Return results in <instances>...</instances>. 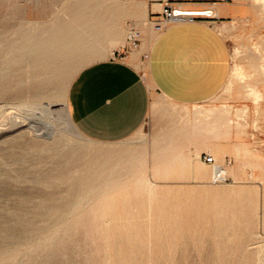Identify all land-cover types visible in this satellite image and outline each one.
Masks as SVG:
<instances>
[{"label":"rangeland","instance_id":"rangeland-1","mask_svg":"<svg viewBox=\"0 0 264 264\" xmlns=\"http://www.w3.org/2000/svg\"><path fill=\"white\" fill-rule=\"evenodd\" d=\"M76 1L77 0H67V1L66 0H0V36L22 34L26 30L25 28L28 25L29 20H41L44 24L49 23L52 19L62 16L64 12L71 9L73 7L72 3H75ZM250 1L254 2L258 9L257 14H255V16L252 17V19L242 18L234 22L226 23L221 28L223 34L228 40L231 54H232V68H231L230 76H229L227 83L222 88V90H220V92L215 97L208 100L207 102H204L202 104L190 105V106L179 105L171 100H168L167 98L163 97L162 95H160L154 90L151 111H150V114L146 122L135 134H133L132 136H130L129 138L125 140L114 142V143L100 142V141H97V140H94V139H91L85 136L76 127V130L78 131L77 133L78 135H80V136H77V133L75 131H73L72 129H70L64 124L63 114L61 112V107H62L61 103L64 100L68 101V93H69L70 85L74 77L76 76V74L84 66L88 65L91 62L113 57L115 55H119V54L124 55L128 51L127 47L121 48V46H119V47L111 48L110 50H108L105 57H101L103 52L94 54L93 56L91 54H87L85 57L84 65L82 66L71 67L72 66L71 64L63 63V67L60 70L52 73V76L46 79L31 76L33 72H31L30 74L22 73L21 74L22 79L20 80L21 85L19 84L18 87L15 85L16 83H19V81L17 80H12L10 83L6 84V86H11V87H9L7 92L4 90L0 91V104L4 103V105L7 106L8 104L10 106L7 108L5 106L4 108V105H0V107L3 106V108L6 109L5 112L7 111V113L10 116L12 117L14 116L15 118H18V119L24 118V120L27 119L28 121H26L27 126H25L24 130L21 129L20 131H17L18 133L12 132V131H5L3 135L0 136V140H1L0 141L1 142L0 143V148H1L0 149V174H1L0 175V264H105V263L108 264L109 261L106 260L107 259L106 255L108 256V258L110 257L109 259H111L112 257L111 255L114 253H115V256L113 255V258L115 257L114 259H116L117 263L122 261L120 262V264H128V261L125 260L127 259L126 253L128 252H129L128 253L129 264H134L133 261L135 258L138 259L137 260L138 262L134 261L135 264H139L141 262L140 254L142 253L143 250L144 251L142 254L144 256L142 255V261H143L141 262L142 264H146L148 261H149L148 264H152V263L159 264L160 262L159 260H162L160 264H170L171 263L169 262L170 258L172 259V260L170 259V261H172V264H176L175 262H177V264H259V263L261 264V262H264V257H263L264 255H262L264 254V244H263L264 243V218H263L264 199L262 197L264 196V183L262 182L260 184V183L252 182L251 178L249 179L248 175L245 176V178H239V176H237L235 173H233L230 170L231 167H234L237 164V159H236L234 152H226V155L217 159V162L223 164L225 168L227 169L228 179L226 181H215L212 177L213 171H212V175L210 179L208 180L197 178L195 175L190 173L189 171L190 167L186 168L187 171L184 174L176 172L167 177L156 174V170L158 168L163 167V164L166 162V157L163 156V154L165 153V150L159 149V144L163 142L164 135L167 132L173 133L174 135L176 130L178 131V128L176 126H178L180 123L184 122L185 120L189 121V119H185L184 116H187L188 118L192 115L199 117L201 115H206L209 111L215 108L226 109V111H229L230 114L238 113V111L243 110L245 107L249 105H253L255 101V94L253 93L254 88L264 89V75H263L264 74L263 73L264 72L263 70L264 69V58H263L264 57V51H263L264 50V9L263 7H261L262 3H264V0L263 1L262 0H250ZM260 1H262V3H260ZM35 2L39 3V6H38L39 12L37 13L30 11L31 6H33ZM100 3H103V2H99L98 4H96L97 9L98 8L103 9V7L99 5ZM121 4L123 3L120 2L117 4H111L108 8L120 11L119 12L120 13L119 22L127 30L126 37L129 38L131 32L133 30H137L139 31V44L142 39L145 41L147 40L148 49L144 52L145 57L143 59L145 60V58H147L148 56L149 45L153 41L154 37L160 32L156 28V24H155L156 17L151 18L150 20H147L146 28L139 29L135 26H130L128 28V22H127V19L125 18L126 8L121 6ZM153 15L157 16L156 14H153ZM127 43L129 44V41ZM90 55L91 57L89 58ZM234 63L236 64V66ZM142 64H143L142 67L146 68L147 63L142 62ZM254 64L256 66H254ZM49 66L52 67L53 65L49 64ZM236 67L238 70H236ZM233 70H234V73L236 74L233 73ZM66 82L68 84H66ZM45 84H48V86L46 87L49 88L52 94L54 93L53 97H51L50 99L44 100L45 104L47 101L56 100V102L58 103L57 109L59 108L58 110H56L57 112L56 111L51 112L52 115L50 113L51 118L47 117L49 113H47L46 111H42L41 108L36 107V110H35L36 113H33L35 112L34 111L35 108L26 107V108L21 109L22 111L24 110L22 112L20 111V108L18 110L15 107L14 103L17 102L18 99L22 98L20 94H23L26 89L31 88L32 92H35L39 90L40 88L45 87ZM4 87H5V84H0V90L3 89ZM12 104L14 107L11 106ZM16 111H18L17 113H19L18 114L19 116L17 115ZM26 112L29 113V117L27 116L28 118L25 117V115H28V113ZM42 112H45V114L47 113L45 117V120H47V123L46 121L45 122L42 121L44 120V116H45V114L43 116H40V114L41 115L43 114ZM30 113L34 114V116L36 115V117H34L33 115L31 116ZM1 117L2 115L0 116V118ZM40 117L42 118V120ZM4 119L5 118L3 117L0 119V123H1L0 125H4L5 121L4 123L2 122V120ZM196 119L197 118H193L192 121H196ZM20 120H23V119H20ZM48 120L51 123L55 121L54 125H52ZM57 120L59 122L62 120L63 124H62V121L60 122L61 123L60 124L59 122H57ZM197 120L200 121V118H198ZM30 123L32 126H34L33 128L30 125ZM51 125L53 127H55V125H58V126L63 125L62 127L65 126V131L67 129L66 134L68 138H66V140L59 139V138L53 140L52 138H48L47 136H48V132H50V129L52 127ZM47 126H50V127L46 128ZM47 129L49 130L47 131ZM68 130H72V131H68ZM254 132H255V135L246 136L247 137L246 139L252 140L250 142H247V144L250 146L251 149L252 148L254 149L253 142L255 138H257V140L264 141V127L261 128L259 127V125H255L252 128V133ZM15 133L17 135L18 134L20 135H18L17 137L15 136L16 135ZM5 138H8V139H5ZM69 138H71V140ZM47 140H49L48 144L47 142H45ZM72 145L73 147H71ZM171 145H175V144L172 143ZM177 145L179 146V144ZM184 146L185 145L183 144V146H181L179 150H175V149L171 150V153L172 154H176L179 152L185 153L184 150L182 149V147ZM7 148L9 150V153H8ZM257 151L258 149L251 150L248 156V159L258 156L259 155L258 153L260 151L258 153ZM26 152H28L29 154H27ZM206 153H210L213 155L212 151H208ZM201 156L202 155L200 154L199 160L203 162L205 165H207L209 169H211L212 165L206 163L202 159ZM194 157H196V155H194ZM88 161L89 163H87ZM143 177L150 179L151 183L157 186V189H156L157 191L155 190V192L152 195H150L148 191L137 190V186L139 185L138 180ZM39 183H42L41 185L43 186H41ZM224 184L227 185L226 188ZM257 187L259 188L258 190H257ZM230 188L235 191L232 192ZM261 188L262 190H260ZM238 189H239V192H238ZM251 189L253 190L251 191ZM240 191L241 192L243 191V194H241L243 197H240V200H242L244 197L246 200V202L245 200L242 201V203L243 202L245 203V207L244 209H242V211H238V209L239 208L241 209V206H244V204L242 205V203L239 200V197L236 196L237 194H239L240 196ZM256 191H259L258 192L259 195H257ZM234 192L235 193L238 192V193L235 195ZM250 192L254 193L255 196L251 195ZM213 193L215 195V198H214ZM156 194L158 197L157 199H156ZM216 194L218 196L217 198H216ZM225 194L226 195L228 194L227 196L230 195L231 198L229 197V199H231V201L234 200L232 202L229 201L231 206H229L230 205L229 202L228 201L226 202L225 198H223L225 197ZM183 195L184 196L186 195V197H184ZM245 195L247 196V198ZM152 196L153 198H155L153 203H152V200H153ZM257 196L258 197L260 196V198H258ZM180 197H183V198L181 199ZM248 197H250V199H248ZM149 198H151V200H149ZM236 198H238L241 206L237 204L239 202H237ZM252 198H253V202L252 201L251 203L249 202V207H248V204L246 203H248V200H252ZM158 199H159V202H158ZM209 199L211 202H209ZM258 199H261V200L258 201ZM222 200H224L225 202H222ZM74 201L77 203H75ZM207 201L210 204V205L207 204L208 208H207V205H205ZM255 201L257 202L256 204L257 206L259 203L258 207L260 208H256L258 209V211L257 210L254 211ZM165 202L167 204H165ZM233 202H236V203L234 204ZM260 202L261 203L263 202V203L261 204ZM156 203H157V206H156ZM158 203H160V205ZM219 203L222 204L221 206L225 205L224 203H227V204L224 206L225 207L224 208V207H221ZM171 204L172 206L174 204V206L172 207ZM250 204L253 207L250 206ZM85 205L86 206L88 205V206L86 207ZM199 205L201 208L198 207ZM211 205L212 207L215 206V209H213L214 211H212ZM132 206H133V209H132ZM175 206L177 207V209H174L176 208ZM188 206L190 208V212H192L191 215L189 214V211H186V210H189ZM202 206L205 208V210L203 209ZM226 206H228L227 208L229 209V210H226L228 213L226 211H223L226 209ZM234 206H237L238 208L237 207L235 208ZM247 207L249 208V211ZM159 208H162L163 210ZM206 208L207 210H209L210 213L206 210ZM234 208L236 210L233 212V214L236 216L237 221L235 220V216H233V214L231 213L232 210H234ZM149 209H152L151 213H150L151 210ZM200 209L201 211L203 209L204 213L206 211L205 213L206 215L202 212L206 217L202 216L201 215L202 213H199ZM245 209L247 210V213L246 211L243 213ZM130 210L132 211L130 212ZM219 210H220V213L218 212ZM182 211H185V212H182ZM237 211H238V218L240 219H241L240 213L242 212V219H241L242 221L237 218V215L235 214ZM187 212L189 215L187 214ZM207 212L209 214L208 216H207ZM256 212L260 215V217H258L259 215ZM164 213H166V215L168 216H164L165 215ZM252 213L253 214L255 213L258 218L255 217V214L252 215ZM182 214H183V218H181ZM184 214L185 216L186 215L187 216L185 217ZM197 214L202 217L200 218L199 216H197ZM216 214L218 216H216ZM221 214L223 218L226 217L225 220L221 217ZM227 214L230 215V218L233 216L234 219L232 218L231 219H232V223H235L234 225L230 223L229 221L230 219H228L229 215ZM247 214L248 216H251L252 218L254 217L253 218L254 220L250 219L251 217L247 218L248 217L246 216ZM151 215H153L154 217ZM106 216H108V218ZM169 216L171 218H167ZM172 216H178L179 221L177 220V217H176V222L174 221L175 217H173V220H172ZM189 216H193L194 220L195 219L197 220V218H200V219H198L197 221L196 220L193 221V218L191 220ZM150 217H153V218L151 219ZM209 217L211 218V220L205 219ZM213 217H216L217 219H222V220L220 222L219 220L217 221L216 218H213ZM218 217H221V218H218ZM184 218L186 219V222L183 220ZM202 218L204 219L202 220ZM255 218L257 222L255 221ZM88 219H89V222H87ZM116 219L117 221H115ZM165 219H168V220L171 219V221L173 222L169 220L166 224L165 222L167 220L165 221ZM189 219L190 221L188 222ZM204 220L206 221L207 224L209 223L208 226L204 223H203L204 225L202 224V222H205ZM213 220H215L216 222ZM246 220L248 223L251 222L249 220H252V222L254 221L253 223H251L252 225L250 224V226L252 227H249V224H247ZM114 221L115 223L116 222L117 223L115 224ZM155 221H156L155 223L156 225L154 224ZM162 221L163 222L165 221V222L163 223ZM198 221L200 224L198 223ZM224 221L226 224L223 223ZM174 222L176 223L177 226L180 224V226L178 227L179 229L177 228L178 231L176 230V226H174L175 225ZM178 222H182V224ZM192 222L197 225L198 224L201 225L202 228L201 226L198 227L199 225L197 226L195 224L193 226ZM214 222L215 223L220 222L222 226L223 224L226 226H224L223 228L220 225V223L219 224L217 223L219 225L218 226L217 224H214ZM88 223H90V225ZM102 223L103 225L105 223L104 226L106 227H103ZM168 223H170V225ZM183 223H185V226L183 225ZM79 224L81 226H79ZM92 224H93V227H92ZM108 224H111V226ZM117 224L119 225V228L117 227ZM150 225L153 230L150 228ZM214 225H216V228H214V231H212L211 229H213ZM238 225L240 226V228ZM247 225L249 228H251V230L248 227L246 228ZM100 226H102L101 227L102 229L100 228ZM147 226L149 227V229ZM168 226L170 227V229L172 228H175V229H172V230L168 228L167 230L166 228L163 229L164 227H168ZM183 226L185 227V229H181V228H184ZM205 226L208 228V230ZM158 227L159 228L162 227V230H165V231L163 232L161 228L158 230ZM193 227H195L194 231L193 229L191 230V228ZM227 227H229L230 230L229 228L227 229ZM236 227H238L239 229H241L242 227V229L239 230ZM125 228L126 230L128 229L129 232L126 231ZM146 228L148 229L150 233L148 231H145ZM187 228H188V231H186ZM197 228L198 230H195ZM66 229L68 230L66 231ZM180 229L184 230L186 235H188V232H189L188 236H190L191 238L186 236L183 231H180ZM107 230H110V233H109L110 236L112 234V236L110 237V240L108 239L109 236L108 237L106 236L108 234ZM119 230H121V232ZM154 230L156 232H154ZM168 230L170 231L168 234H166ZM174 230L178 232V234L177 232L176 233L174 232V234H176L177 236L173 235L172 231ZM218 230H220V232H218ZM69 231H70V235H69ZM191 231L193 234L195 233L196 235L194 236L191 233ZM208 231H212V232H208ZM247 231H249V233ZM106 232L107 234H105ZM126 232H128V235ZM144 232L145 234H141ZM147 232L148 234L146 236ZM161 232L163 233L162 236H160V234H162ZM198 232L203 234V236L201 235L202 237L201 236L199 237V235L197 234H200V233ZM206 232L209 234H206ZM103 233L105 236L102 237L101 235H103ZM113 233L117 235V240H116V237H114L115 235ZM153 233L155 234L153 235ZM251 233L252 234L254 233V234L252 235ZM150 234L152 238L150 237ZM183 234L184 236H186L185 238ZM205 234L207 236H205ZM243 234L245 235V238ZM97 235L102 240H99V238L96 237ZM123 235L125 238L123 237ZM130 235L133 237V239H131ZM166 235L167 236L171 235V236H168L167 238ZM178 235L180 239H182L183 241L185 240L184 241L185 243L182 240L178 239L179 238ZM192 235H193V238H192ZM249 235H250V238H248ZM127 236L130 237L132 241L134 240L132 242L133 244L134 242H136L134 247H133V244L129 245V243H127L128 241H130L129 238H128L129 240L127 241V238H126ZM144 236L146 238H144ZM159 237H161V239L164 237L161 241L164 242L165 240H167L168 242L167 241L165 242L168 243V246L169 245L170 246L172 245V246L171 247L169 246V248H167L166 247L167 244L164 243L165 244L164 245L163 242L161 244H157L158 240H155V238L160 239ZM174 237H176L180 242L177 241V239ZM194 237H197L199 240ZM112 238L114 239L112 240ZM186 238L187 239L189 238V239L187 240ZM51 239L53 242H55V246H57V247L54 246L53 249L49 245V244H51V246L53 245L52 244L53 242H51ZM106 239H108L110 242H107ZM146 239L147 241H149L148 244H147ZM192 239L196 240V242L198 240L200 244L199 243L196 244V242ZM169 240H172V241L176 240L173 242H175L177 246L175 245V243L169 244V243H173V242H170ZM57 241L59 242V245ZM114 241L115 242L118 241V242L115 243ZM152 241H155L154 244H157V246L159 245L158 247L160 249L157 248L156 245L154 247V245L152 244L153 243ZM181 241L183 242V245L185 244L184 247L187 244L188 247L186 248V250L184 247H182L183 245L182 246L180 245L182 244ZM102 242L103 244L105 243V245H103L105 246L104 247L105 251L103 250L102 253H100L101 251L99 248L100 247L101 249L103 248L101 246ZM141 242L142 244H140ZM118 243L119 245H117ZM121 243L128 247L127 248L128 251L123 249V247L125 248V246H123ZM111 244L116 245V248L118 250L116 248H112L114 245L111 246ZM130 244H131V241H130ZM162 244H163L164 249L161 246ZM203 245L209 246V249L208 247L206 249V247H204ZM225 245H228V247L227 246L222 247ZM46 246L48 247V249ZM119 246H120V250L118 248ZM174 246L175 248L178 247V249H175V251L173 248ZM49 247L53 251V253L48 251L50 250ZM106 247L108 248V252H106L107 250ZM149 247H150V250H149ZM161 247L163 250L161 249ZM197 247H200V248L198 249ZM221 247H222V250H220ZM130 248H131V251L129 250ZM183 248H184V251H183ZM215 248H219V250ZM226 248H229V249H226ZM256 248H258V250ZM113 249H116V250L114 251ZM140 249L141 250L143 249L141 253H139ZM224 249L225 251H223ZM112 250L114 251V253H111L113 252ZM168 250L170 251L168 252ZM202 250L204 251L202 252ZM216 250L220 252L219 255L217 254L218 252ZM156 251H157V254H159L160 252L159 255H163V254L165 255V252H166L167 258H165L166 256H164L165 258L164 259L162 256L163 259L162 258L159 259L160 256L159 255H158L159 257L156 256ZM210 251L212 253V256H211V253H209ZM258 251H259V254H257ZM48 252H49V257H48ZM57 252H59V255L55 257V254ZM146 252H148L147 253L148 256L146 255ZM152 252H154V254ZM116 253L118 254L120 253L119 254L120 256L116 255ZM138 253L140 255L139 258H138L139 256ZM103 254L105 256H103ZM133 254H134V257L135 256L137 257L134 258ZM172 254H175V257L177 258L178 261L175 260L176 258L173 257L174 255L172 256ZM53 255L55 258L52 259ZM117 256H119V258L121 256H124L120 258V259L122 258L124 259L120 260L116 258ZM155 256L157 259L154 258ZM146 257L148 258L151 257V258L147 260ZM212 257L214 259H212ZM225 258L227 260H224ZM103 260L105 263L103 262ZM123 260L125 262H123ZM145 260H147V262ZM216 260H217V263H214L216 262ZM116 261L111 259L109 264L111 263L116 264L114 263Z\"/></svg>","mask_w":264,"mask_h":264},{"label":"bare ground","instance_id":"bare-ground-1","mask_svg":"<svg viewBox=\"0 0 264 264\" xmlns=\"http://www.w3.org/2000/svg\"><path fill=\"white\" fill-rule=\"evenodd\" d=\"M67 1V0H66ZM263 1V0H262ZM262 1H260V3H262ZM99 2H103V3H100L99 5L101 6V7H103V9H100V8H98L97 9V6H96V4H98ZM120 2H123L122 0H77L75 3H72V8L71 9H69L68 11H66V12H64L63 13V15L62 16H60V17H56L55 19H52L49 23H43L41 20H29V22H28V25L26 26V30L22 33V34H14V35H8V36H0V84H5V87L3 88V89H1L0 91H2V90H4V91H6L7 92V90L9 89V87H11V86H6V84H8V83H10L12 80H17V81H19V83H16L15 85L18 87L19 86V84H20V80L22 79V73H27V74H30L31 72H33V74L31 75V76H33V77H39V78H43V79H46V78H48V77H50V76H52V73H54V72H57L58 70H60L62 67H63V63H69V64H71L72 66L71 67H76V66H82V65H84V61H85V57H86V55L87 54H91L92 56L94 55V54H97V53H100V52H103V54L101 55V57H105L106 56V54H107V52H108V50H110L111 48H114V47H119V46H121V45H124L125 44V42H126V40H125V36H126V33H127V30L124 28V26L123 25H121L120 24V22H119V17H120V11H117V10H113V9H109L108 7L111 5V4H117V3H120ZM68 3V2H67ZM66 3V4H67ZM259 3V4H260ZM16 5V4H15ZM261 5V4H260ZM38 6H39V3H37V2H35L34 4H33V6H31V9H30V11H32V12H34V13H37V12H39V9H38ZM14 7H16V6H14ZM158 7H160L159 5H158ZM261 7H263V9H264V3H262V5H261ZM62 9V8H61ZM180 10L181 11H183V13L184 14H187V15H196V14H210V15H215L216 14V12H215V10L214 9H200V8H188V7H182V6H180ZM60 11V10H59ZM61 13V12H60ZM56 15V14H55ZM263 18V17H262ZM130 27V26H129ZM17 29V28H16ZM133 29V28H132ZM132 31V30H131ZM128 42V41H127ZM108 45H109V47H108ZM144 46V45H143ZM254 48V47H253ZM260 48V47H259ZM255 49V48H254ZM257 49H258V47H257ZM264 51V50H263ZM252 52V51H251ZM260 52V51H259ZM246 54V53H245ZM254 54V53H253ZM261 54V53H260ZM91 55L89 56V58L91 57ZM96 56V55H95ZM61 57H63V58H61ZM61 58V59H60ZM264 58V57H263ZM60 59V60H59ZM49 64H52L53 66L52 67H50L49 66ZM81 64V65H80ZM235 64V63H234ZM263 65V64H262ZM235 66H236V64H235ZM254 66H256L255 64H254ZM258 66V65H257ZM261 67V66H260ZM82 68V67H81ZM80 68V69H81ZM240 69H241V67H240ZM261 69H263V68H261ZM64 70V69H63ZM235 70V69H234ZM234 70H233V73H234ZM236 70H238L237 69V67H236ZM264 70V69H263ZM243 71V70H242ZM67 72V71H66ZM232 73V74H233ZM264 73V72H263ZM234 74H236V73H234ZM238 74V73H237ZM242 74V73H241ZM264 75V74H263ZM233 76H235V75H233ZM241 76H243V75H241ZM253 76V75H252ZM246 77V76H245ZM238 78V77H237ZM251 78V77H250ZM239 79H241V78H239ZM66 81V80H65ZM68 82V81H67ZM66 82V84H68ZM241 82H243V81H241ZM231 83V82H230ZM11 85H13V84H11ZM21 85V84H20ZM43 85V84H42ZM44 86V85H43ZM46 86H48V84H45V87H42V88H40L39 90H37V91H35V92H32V90H31V88H28V89H26L25 90V92L23 93V94H20V96L22 97V98H20V99H18L17 100V102H13L14 104H15V107L19 110V108H20V111H22L21 109H23V108H26V107H32V108H35L34 109V111L36 110V107L37 108H41L42 109V111H46L47 113H49V115H47V117H50L51 115H52V113L51 112H54V111H56V110H58L57 109V105H58V103L56 102V100L55 101H47L46 102V104H45V99H50L51 97H53V94L50 92V90H49V88L48 87H46ZM66 87H68V86H66ZM248 88H250V87H248ZM10 92V91H9ZM68 92V91H67ZM252 92V91H251ZM250 92V93H251ZM5 93V92H4ZM253 93L255 94V101H254V103H253V105H249V106H247V107H245L243 110H241V111H238V113H235V114H230V112L229 111H226V109H218V108H215V109H213V110H211V111H209L206 115H203V118L204 119H202V120H200V121H197V122H195V124H194V126L192 127V134L194 135V136H199V137H201L202 139H203V141H205L206 140V138H216V139H218V138H222V137H224V138H231V137H233V136H238L240 139H241V141H240V143L238 144V145H236V147H235V156H236V159H237V164H236V166H234V167H231L230 168V170L233 172V173H235L237 176H239V178H245V176H249V179L251 178V180H252V182H255V183H264V141L263 140H257V138H255L254 139V142H253V144H254V149L252 148H250V146L247 144V142H245V141H243V139H244V137H246V136H250V135H255V132L254 133H252V128H253V123L255 124V125H259V127H261V126H263V115H264V89H259V88H254L253 89ZM249 94V93H248ZM252 95V94H251ZM14 96V95H13ZM55 97V96H54ZM58 98V97H57ZM3 99V98H2ZM58 101V100H57ZM2 103V102H1ZM10 104V103H9ZM62 107H61V112H62V114H63V120H64V124L67 126V127H69L70 129H72L73 131H75L76 133L78 132L77 130H76V125L74 124V122H73V120H72V117H71V115H70V112H69V108H68V101H66V100H64L62 103ZM0 105H4V103L3 104H0ZM5 106L6 105H4V108H5ZM10 105H8L7 104V106H6V108L7 107H9ZM11 106H13V104L11 105ZM60 106V105H59ZM232 106V105H231ZM14 107V106H13ZM13 107H11V108H13ZM3 108V106H1L0 107V116L2 115V117L3 118H5L4 120H2V122L4 123V121H5V123H4V125H0V136H2L3 135V133L5 132V131H12V132H17V131H20L21 129H25V126H27V122L26 121H28L27 119L26 120H24V118H20V119H23V120H20V119H18V118H15L14 116L12 117V116H10L8 113H7V111L5 112V110L6 109H4ZM15 108V109H16ZM9 109V108H8ZM13 110V109H12ZM25 110H27V109H25ZM24 111V110H23ZM22 111V112H23ZM38 111V110H37ZM41 111V110H40ZM18 111H16V113H17ZM57 112V111H56ZM59 112H60V110H59ZM13 113V112H12ZM11 113V114H12ZM21 113V112H20ZM26 113H28V112H26ZM33 113H36V111L35 112H33ZM43 114L41 115L40 113V116H43L44 114H45V112H42ZM46 113V114H47ZM50 113H51V115H50ZM19 113H17V115H18ZM22 114V113H21ZM24 114V113H23ZM46 114H45V116H44V120H42V118H41V120L42 121H46V123H47V120H45V117H46ZM5 115V116H4ZM30 115L32 116H34V114H31L30 113ZM60 115V114H59ZM19 116V115H18ZM22 116V115H21ZM29 117V113H28V115H25V117ZM1 117V118H2ZM24 117V116H23ZM27 117V118H28ZM34 117H36V115L34 116ZM55 117V116H54ZM0 118V119H1ZM51 118V117H50ZM58 118V117H57ZM62 118V117H61ZM30 119V118H29ZM32 119V118H31ZM39 119V118H38ZM47 119V118H46ZM49 119V118H48ZM53 119V118H52ZM59 119V118H58ZM261 119V121H262V123H260L259 124V120ZM30 121V120H29ZM41 121V122H42ZM49 121V120H48ZM52 121V120H51ZM62 121V120H61ZM60 121V122H61ZM43 122V123H44ZM50 122V121H49ZM57 122H59L58 120H57ZM59 122V123H60ZM37 123V122H36ZM45 123V124H46ZM51 123V122H50ZM54 123H55V121L53 122V123H51L52 125H54ZM1 124V123H0ZM44 124V125H45ZM61 124V123H60ZM62 124H63V121H62ZM262 124V125H261ZM30 125H31V123H30ZM47 125V124H46ZM51 125V126H52ZM32 126V125H31ZM63 126V125H62ZM62 126H58V125H55V127H51V129H50V132H48V138H52L53 140L54 139H65L66 140V138H68V136H67V134H66V132H67V129H66V131H65V126L64 127H62ZM34 126H32V128H33ZM48 127H50V126H47L46 128H48ZM262 128V127H261ZM49 129H47V131H48ZM72 130H68V131H72ZM18 133V132H17ZM25 133V132H24ZM47 133V132H46ZM50 133V134H49ZM70 133V132H69ZM73 133V132H72ZM71 133V134H72ZM257 133V132H256ZM16 134V133H15ZM42 134H43V132H42ZM177 134H182V132L181 133H177V132H175L174 133V135H173V133H169V132H167L165 135H164V140H163V142L162 143H160L159 144V149H161V150H165V153L163 154V156H165L166 157V162L163 164V167H161V168H158L157 170H156V174L158 175H161V176H165V177H167V176H170L171 174H173V173H176V172H178V173H181V174H184L186 171H187V169L186 168H188V167H190L189 168V171H190V173H192L193 175H195L197 178H200V179H210V177H211V175H212V171L214 172V168H212L211 167V169H209V167L207 166V165H205L203 162H201L200 160H199V157H200V151H197L196 152V157H194L190 152L188 153V154H185V153H183V152H179V153H176V154H172L171 153V150H173V149H175V150H179L180 149V147L181 146H178L175 142H174V140H176V138L179 136H177ZM14 135V134H13ZM18 135H20V134H18ZM18 135L16 134L15 136H17L18 137ZM47 135V134H46ZM11 136H12V134H11ZM24 136V135H23ZM37 136V135H36ZM77 136H80V135H78V133H77ZM82 136V135H81ZM10 137V136H9ZM44 138V137H43ZM73 138V137H72ZM82 138V137H81ZM5 139H8V138H5ZM47 139V138H46ZM70 140H71V138H69ZM11 140V139H10ZM15 140V139H14ZM16 140H17V138H16ZM20 140V139H19ZM172 140V141H171ZM1 141V140H0ZM24 141V140H23ZM29 141V140H28ZM28 141H26V142H28ZM31 141V140H30ZM38 141V140H37ZM36 141V142H37ZM48 141L49 140H47V141H45V142H47V144H48ZM58 141V140H57ZM6 142V141H5ZM1 143V142H0ZM9 143H11V142H9ZM39 143V142H38ZM61 143V142H60ZM75 143V142H74ZM172 143H174L175 145H171ZM30 144H31V142H30ZM44 144V143H43ZM46 144V145H47ZM57 144V143H56ZM11 145V144H10ZM59 145V144H58ZM43 146V145H42ZM75 146V145H74ZM9 147V146H8ZM40 147H41V145H40ZM49 147V146H48ZM56 147H57V145H56ZM55 147V148H56ZM71 147H73V145L71 146ZM103 147H105V146H103ZM39 148V147H38ZM54 148V147H53ZM1 149V148H0ZM34 149V148H33ZM32 149V150H33ZM40 149V148H39ZM257 150L258 149V151H257V153L259 154L258 156H256V157H252V158H249L248 159V156H249V154H250V152H251V150ZM7 150H8V148H7ZM12 150V149H11ZM23 150V149H22ZM53 150V149H52ZM19 151V150H18ZM36 151V150H35ZM38 151V150H37ZM44 151V150H43ZM226 151L227 150H225L224 148H221V147H215V148H213L212 149V152H213V155H214V157L216 158V159H218V158H220V157H223L224 155H226ZM77 152V151H76ZM8 153H9V150H8ZM27 154H29L28 152H26ZM52 153V152H51ZM62 153V152H61ZM12 154V153H11ZM43 154V153H42ZM26 155V154H25ZM38 155H40V154H38ZM51 155V154H50ZM59 155V154H58ZM56 158V157H55ZM59 158V157H58ZM142 159V158H141ZM89 160V159H88ZM35 161V160H34ZM64 161V160H63ZM224 162V161H223ZM87 163H89V161L87 162ZM40 164H42V163H40ZM87 166H88V164H87ZM151 170V169H150ZM224 170H225V173H227V169L226 168H224ZM86 171V170H85ZM108 171V170H107ZM249 171V172H248ZM67 172V171H66ZM87 173V172H86ZM250 173V174H249ZM83 174H85V173H83ZM112 174V173H111ZM1 175V174H0ZM71 175V174H70ZM233 175V174H232ZM84 176V175H83ZM150 176V175H149ZM110 177H111V175H110ZM213 177V176H212ZM234 177V176H233ZM69 178V177H68ZM67 180V179H66ZM33 181H34V179H33ZM44 181V180H43ZM243 181V180H242ZM246 181V180H245ZM42 182V181H41ZM240 182V181H239ZM248 182V181H247ZM249 182H251V181H249ZM109 183V182H108ZM138 183H139V185L137 186V190H145V191H148L149 193H150V195H152L154 192H155V190L157 189V186H155L154 184H152L151 183V181H150V179H148V178H145V177H143V178H140L139 180H138ZM236 183H237V181H236ZM242 183V182H241ZM40 185L42 184V183H39ZM38 184V185H39ZM79 184V183H78ZM229 184V183H228ZM225 185V188H226V184H224ZM231 185V184H230ZM41 186H43V185H41ZM78 186V185H77ZM103 186V185H102ZM233 186V185H232ZM235 186H236V184H235ZM261 186V185H260ZM48 187V186H47ZM251 187V186H250ZM78 188V187H77ZM76 188V189H77ZM80 188V187H79ZM159 188V187H158ZM218 188H220V187H218ZM262 188H263V186H262ZM262 188L260 189V190H262ZM202 189V188H201ZM215 189V188H214ZM231 189V188H230ZM255 189V188H254ZM259 188L257 187V190H258ZM83 190V189H82ZM212 190V189H211ZM240 190H241V188H240ZM253 189H251V191H252ZM85 191V190H84ZM157 191V190H156ZM159 191V190H158ZM231 191L233 192V191H235V190H233V189H231ZM255 191V190H254ZM171 192H172V190H171ZM185 192V191H184ZM209 192V191H208ZM221 192V191H220ZM238 192H239V189H238ZM237 192V193H238ZM245 192V191H244ZM247 192V191H246ZM259 191H256V193H257V195H259V193H258ZM98 193V192H97ZM137 193V192H136ZM163 193V192H162ZM182 193V192H181ZM224 193H226V192H224ZM235 193V192H234ZM237 193H235V195L237 194ZM261 193V192H260ZM91 194V193H90ZM212 194V193H211ZM231 194V193H230ZM241 194H243V191L241 192L240 191V196H239V194H237L236 196H238L239 197V200H240V197H243ZM250 194L251 195H253V196H255V194L254 193H251L250 192ZM249 194V195H250ZM100 195H101V193H100ZM99 195V196H100ZM163 195V194H162ZM194 195H195V193H194ZM210 195V194H209ZM213 195H214V193H213ZM228 195V194H227ZM226 194H225V197H223V198H225V201L227 202H229V201H231V199H229V197H230V195L229 196H227ZM248 195V196H249ZM261 195V194H260ZM79 196V195H78ZM165 196H167V195H165ZM169 196V195H168ZM182 196V195H181ZM184 196V195H183ZM200 196V195H199ZM208 196V195H207ZM235 196V197H236ZM246 196V195H245ZM252 196V197H253ZM86 197V196H85ZM154 197H155V195H154ZM184 197H186V195L184 196ZM202 197V196H201ZM209 197V196H208ZM218 196H217V194H216V198H217ZM222 197V196H221ZM227 197H228V199H227ZM258 197V196H257ZM263 197V199H264V196H262ZM67 198V197H66ZM139 198V197H138ZM152 198H153V196H152ZM158 197H157V194H156V199H157ZM181 199L183 198V197H180ZM211 198H213V197H211ZM214 198H215V195H214ZM222 198V199H223ZM231 198V197H230ZM246 198H247V196H246ZM254 198H256V197H254ZM258 198H260V196L258 197ZM76 199H77V197H76ZM96 199V198H95ZM154 199L155 198H153V200H152V203L154 202ZM167 199V198H166ZM189 199V198H188ZM192 199V198H191ZM194 199V198H193ZM196 199V198H195ZM234 199V198H233ZM248 199H250V197H248ZM247 199V200H248ZM149 200H151V198H149ZM172 200V199H171ZM177 200V199H176ZM213 200V199H212ZM214 200H216V199H214ZM236 200H237V202H239V200H238V198H236ZM245 200V197L242 199V200H240V202L242 203V201H244ZM261 199H258V201H260ZM157 201V200H156ZM169 201V200H168ZM168 201H166V202H168ZM179 201H180V199H179ZM202 201V200H201ZM201 201H199V202H201ZM204 201V200H203ZM221 201V200H220ZM224 200H222V202H225ZM232 201H234V200H232ZM231 201V202H232ZM251 201L253 202V198H252V200H248V203H246V204H248V207H249V202L251 203ZM65 202V201H64ZM75 202V201H74ZM83 202V201H82ZM107 202H108V200H107ZM158 202H159V199H158ZM165 202V204H167ZM173 202H174V200H173ZM178 202V201H177ZM176 202V203H177ZM209 202H211L210 201V199H209ZM215 202V201H214ZM240 202L239 203H237L239 206H241L240 205ZM245 202H246V200H245ZM45 203V202H44ZM75 203H77V202H75ZM93 203V202H92ZM100 203H101V201H100ZM149 203H150V201H149ZM163 203V202H162ZM172 203V202H171ZM195 203V202H194ZM204 203V202H203ZM216 203H217V201H216ZM215 203V204H216ZM221 203V202H220ZM219 203V204H220ZM234 204L236 203V202H233ZM261 203V202H260ZM263 203V202H262ZM261 203V204H262ZM74 204V203H73ZM89 204V203H88ZM159 205H160V203H158ZM164 204V205H165ZM184 204V203H183ZM192 204V203H191ZM200 204H202V203H200ZM207 204H209L208 203V201H207V203H205V205H207ZM213 204V203H212ZM214 204V205H215ZM225 205L227 204V203H224ZM229 204H230V202H229ZM233 204V205H234ZM244 204V206H241V209L239 208L238 209V211H242V209H244V207H245V203L243 202L242 203V205ZM254 204H255V206H254V211H258V209H256V208H260V207H258L259 206V203H258V206L256 205L257 204V202L255 201L254 202ZM253 204V205H254ZM264 204V203H263ZM56 205V204H55ZM61 205H63V204H61ZM75 205V204H74ZM132 205V204H131ZM152 205V204H151ZM154 205V204H153ZM169 205V204H168ZM179 205V204H178ZM190 205V204H189ZM210 205V204H209ZM222 204H220V206H221ZM225 205H223V206H221V207H224ZM237 205V206H238ZM51 206V205H50ZM73 206V205H72ZM86 206V205H85ZM88 206V205H87ZM86 206V207H87ZM156 206H157V203H156ZM155 206V207H156ZM163 206V205H162ZM171 206H172V204H171ZM173 206H174V204H173ZM172 206V207H173ZM177 206V205H176ZM175 206V207H176ZM182 206V205H181ZM180 206V207H181ZM204 206V205H203ZM202 206V207H203ZM229 206H231V204L229 205ZM237 206H234L235 208L237 207ZM250 206H252L251 204H250ZM257 206V207H256ZM264 206V205H263ZM128 207V206H127ZM151 207V206H150ZM164 207V206H163ZM171 207V208H172ZM194 207H195V205H194ZM199 208H201L200 207V205L198 206ZM205 207V206H204ZM203 207V209L205 210V208ZM228 206H226V209L225 210H223V211H226V210H229L228 208H227ZM233 207V206H232ZM247 207V208H248ZM253 207V206H252ZM251 207V208H252ZM85 208V207H84ZM91 208V207H90ZM138 208V207H137ZM143 208V207H142ZM158 208V207H157ZM188 208H189V206H188ZM207 208H208V205H207ZM207 208H206V210H207ZM210 208V207H209ZM225 208V207H224ZM223 208V209H224ZM234 208V210H232V214H233V212L236 210ZM238 208V207H237ZM250 208V209H251ZM132 209H133V206H132ZM152 209H153V207H152ZM152 209H149V210H151L150 211V213L152 212ZM159 209H162V208H159ZM174 209H177V207L176 208H174ZM185 209H186V207H185ZM184 209V210H185ZM194 209V208H193ZM196 209H197V207H196ZM203 209H202V211H201V209H200V212L199 213H202L203 212ZM211 209H212V211H214L213 209H215V206L214 207H212V205H211ZM221 209V208H220ZM103 210H104V208H103ZM158 210V209H157ZM163 210V209H162ZM165 210V209H164ZM167 210H169V209H167ZM172 210V209H171ZM179 210H180V208H179ZM222 210V209H221ZM78 211V210H77ZM113 211V210H112ZM132 210H130V212H131ZM134 211V210H133ZM144 211V210H143ZM173 211H175V210H173ZM186 211H189V214L191 215V213L192 212H190V208H189V210H186ZM195 211V210H194ZM197 211V210H196ZM208 212H209V210H207ZM217 211V210H216ZM231 211V210H230ZM238 211L235 213L236 215H237V218H238ZM246 211V213H247V210L245 209L244 211H243V213ZM248 211H249V208H248ZM251 211V210H250ZM103 212V211H102ZM129 212V213H130ZM138 212V211H137ZM159 212V211H158ZM157 212V213H158ZM182 212H185V211H182ZM208 212H207V216L209 215L208 214ZM219 213H220V210L218 211ZM217 212V213H218ZM222 212V211H221ZM227 212V211H226ZM133 213V212H132ZM147 213V212H146ZM156 213V212H155ZM162 213V212H161ZM160 213V214H161ZM194 213H196V212H194ZM198 213V212H197ZM198 213V214H199ZM204 213V212H203ZM201 214L202 216H204V217H206L205 215V213H206V211H205V215L204 214ZM210 213V212H209ZM216 213V212H215ZM228 213V212H227ZM230 213V214H231ZM240 213V212H239ZM245 213V214H246ZM249 213H251V212H249ZM248 213V214H249ZM257 213V212H256ZM264 213V212H263ZM84 214V213H83ZM159 214V215H160ZM165 215L164 216H168V215H166V213H164ZM172 214V213H171ZM186 214V213H185ZM185 214H184V216H185ZM187 214H188V212H187ZM188 214V215H189ZM197 214V216H199ZM224 214V213H223ZM244 214V215H245ZM248 214L246 215V216H248ZM255 214V213H254ZM253 213H252V215H254ZM258 214V213H257ZM81 215V214H80ZM156 215V214H155ZM170 215V214H169ZM177 215V214H176ZM193 215V214H192ZM213 215H215V214H213ZM227 215H229V214H227ZM251 215V214H250ZM259 215V214H258ZM75 216V215H74ZM87 216V215H86ZM90 216V215H89ZM130 216H131V214H130ZM147 216V215H146ZM151 216H153V215H151ZM187 216V215H186ZM185 216V217H186ZM202 216H199L200 218L202 217ZM210 216H211V214H210ZM216 216H218L217 214H216ZM233 216H235L234 214H233ZM233 216L231 217L232 219H234L233 218ZM240 216H241V219H242V212L240 213ZM246 216H244V217H246ZM107 218H108V216H106ZM134 217V216H133ZM154 217V216H153ZM153 217H150L151 219L153 218ZM162 217V216H161ZM173 217H175V222H176V217H177V220H178V216H172V220H173ZM221 217H222V214H221ZM221 217H218V218H221ZM243 217V218H244ZM251 216H248L247 218H250ZM255 217H257L256 216V214H255ZM258 217H260V215L258 216ZM257 217V218H258ZM64 218V217H63ZM156 218H157V216H156ZM164 218V217H163ZM166 218V217H165ZM167 218H171L170 216L169 217H167ZM181 218H183V214H182V217ZM188 218V217H187ZM189 218H191V220H192V218H193V216H189ZM200 218H197V220L198 219H200ZM211 218H212V216H211ZM211 218L209 217V218H205L206 220H208V219H210L211 220ZM213 218H216V217H213ZM223 218V217H222ZM230 218V215H229V217H228V219H230L229 221H230V223H232V219ZM254 218V217H253ZM252 217L250 218V219H253ZM263 218H264V215H263ZM66 219V218H65ZM71 219V218H70ZM102 219V218H101ZM105 219V218H104ZM103 219V220H104ZM115 219V218H114ZM146 219V218H145ZM204 218H202V220H203ZM224 220L226 219V217H224L223 218ZM238 219H240V218H238ZM240 219V220H241ZM56 220V219H55ZM54 220V221H55ZM148 220V219H147ZM156 220V219H155ZM161 220V219H160ZM167 220V221H166ZM170 221H171V219H169ZM168 219H165V223L167 224V222L169 221ZM182 220V219H181ZM185 222H186V219L184 218L183 219ZM196 220V219H195ZM194 220V218H193V221H195ZM196 220V221H197ZM216 220L218 221H220L221 222V220L222 219H217L216 218ZM235 220H236V216H235ZM248 220V219H247ZM247 220H246V222H247ZM254 220V219H253ZM257 220H259V219H257ZM78 221V220H77ZM91 221H92V219H91ZM94 221V220H93ZM99 221V220H98ZM115 221H117V219L115 220ZM115 221H114V223H115ZM124 221V220H123ZM179 221V220H178ZM184 221H182V222H184ZM190 221V219L188 220V222ZM205 221V220H204ZM213 221H215V220H213ZM227 221V220H226ZM237 221V220H236ZM242 221V220H241ZM240 221V222H241ZM249 221H251L250 223H248L247 222V224H249V227H252V226H250V224L251 223H253L252 222V220H249ZM255 221H256V218H255ZM81 222V221H80ZM87 222H89V219H88V221ZM97 222V221H96ZM102 222V221H101ZM112 222V221H111ZM151 222H152V220H151ZM150 222V223H151ZM163 222V221H162ZM163 222V223H164ZM171 222H173V221H171ZM174 222V226H176V230L178 231V227L180 226V224L177 226L176 225V223ZM182 222H178V223H181L182 224ZM209 222V221H208ZM216 222V221H215ZM214 222V224H217V223H215ZM219 222V223H220ZM257 222V221H256ZM256 222H255V224H256ZM76 223H78V222H76ZM93 223V222H92ZM117 223V222H116ZM115 223V224H116ZM146 223H148V222H146ZM156 223V221L154 222V224ZM198 223H199V221H198ZM206 224L207 226H208V224L206 223V221L205 222H202V224ZM210 223H212V222H210ZM218 223V224H219ZM224 224H226L225 223V221L223 222ZM222 223V224H223ZM237 223V222H236ZM244 223V222H243ZM89 225H90V223H88ZM114 224V225H115ZM120 224V223H119ZM137 224V223H136ZM145 224V223H144ZM153 224V225H154ZM169 225H170V223H168ZM172 224V223H171ZM190 224V223H189ZM194 224L195 223H193L192 222V225L194 226ZM200 224V223H199ZM198 224V225H199ZM203 224V225H204ZM217 224V225H218ZM223 224V226L221 225V223H220V225L224 228V226H226V225H224ZM235 223H232V225H234ZM238 224V223H237ZM241 224V223H240ZM71 225V224H70ZM88 225V226H89ZM96 225V224H95ZM102 225H103V223H102ZM104 225H105V223H104ZM103 225V227H106V226H104ZM108 225H110L111 226V224H108ZM156 225V224H155ZM160 225V224H159ZM165 225V224H164ZM163 225V226H164ZM183 225L185 226V223H183ZM195 225H197V224H195ZM197 225V226H198ZM211 225V224H210ZM252 225V224H251ZM79 226H81L80 224H79ZM127 226V225H126ZM142 226V225H141ZM172 226V225H171ZM183 226V227H184ZM196 226V227H197ZM201 225H199L198 227H200ZM219 226V225H218ZM217 226V227H218ZM228 226H230V225H228ZM239 226V225H238ZM243 226V225H242ZM254 226H256V225H254ZM75 227V226H74ZM92 227H93V224H92ZM102 226H100V228H101ZM114 227H116V226H114ZM113 227V228H114ZM117 227L119 228V225L117 224ZM148 227V226H147ZM181 227H182V225H181ZM190 227V226H189ZM204 227V226H203ZM206 227V226H205ZM222 227H220V228H222ZM248 227V225L246 226V228ZM248 227V228H249ZM109 228V227H108ZM134 228V227H133ZM144 228V227H143ZM150 228H151V225H150ZM157 228V227H156ZM155 228V229H156ZM161 228V230H162V227H160ZM159 227H158V230L160 229ZM166 228V230H167V228L168 229H170V227L168 226V227H164L163 229H165ZM178 228V229H177ZM194 228L195 227H193V228H191V230L193 229V231H194ZM201 228H202V226H201ZM207 228V227H206ZM212 228V227H211ZM214 228H216V225H214V227H213V229H211L212 231H214ZM219 228V227H218ZM217 228V229H218ZM226 228V227H225ZM229 227H227V229H228ZM237 229H239L240 228V226H239V228L238 227H236ZM255 228V227H254ZM53 229H55V228H53ZM70 229V228H69ZM102 229V228H101ZM142 229V228H141ZM148 229H149V227H148ZM148 229L146 228V230L145 231H148ZM152 229V228H151ZM172 229H175V228H172ZM172 229H170V230H172ZM181 229H185V227L184 228H181ZM180 229V231H183L184 232V230H181ZM200 229V228H199ZM241 229H242V227H241ZM241 229H239V230H241ZM250 230H251V228H249ZM256 229H257V227H256ZM68 229H66V231H67ZM71 230V229H70ZM78 230V229H77ZM77 230H76V232H77ZM95 230V229H94ZM115 230V229H114ZM125 230H126V228H125ZM153 230V229H152ZM158 230H157V232H158ZM170 230H168L167 231V233L166 234H168L169 233V231ZM176 230H174V231H172L173 232V235H176V234H174V232L176 233L177 231ZM195 230H198V228L197 229H195ZM203 230H204V228H203ZM207 230H208V228H207ZM206 230V231H207ZM224 230V229H223ZM229 230H230V228H229ZM249 230V231H250ZM255 230V229H254ZM85 231V230H84ZM96 231V230H95ZM108 231V234H107V232L105 233V234H107L106 236L108 237L109 236V240H110V237L112 236V234H111V236L109 235V233H110V230H107ZM120 232H121V230H119ZM126 231H128V229L126 230ZM163 232L165 231V230H162ZM186 231H188V228L186 229ZM212 231H208V232H212ZM225 231V230H224ZM228 231V230H227ZM249 231H247L248 233H249ZM256 231V230H255ZM254 231V232H255ZM48 232V231H47ZM57 232V231H56ZM81 232V231H80ZM129 232V231H128ZM128 232H126L127 233V235H128ZM135 232V231H134ZM149 232V231H148ZM148 232L146 233V236H147V234H148ZM154 232H156L155 230H154ZM172 232H171V234H172ZM182 232V233H183ZM204 232V231H203ZM202 232V233H203ZM218 232H220V230H218ZM257 232V231H256ZM58 233V232H57ZM56 233V234H57ZM62 233V232H61ZM68 233V232H67ZM98 233V232H97ZM115 233H117V232H115ZM136 233V232H135ZM150 233V232H149ZM162 233V232H161ZM181 233V234H182ZM191 233H192V231H191ZM196 233H197V231H196ZM198 233H200V232H198ZM54 234V233H53ZM99 234V233H98ZM114 234V233H113ZM125 234V233H124ZM132 234V233H131ZM141 234H145V232L144 233H141ZM152 234V233H151ZM151 234H150V237H151ZM155 233H153V235H154ZM158 234H160V233H158ZM177 234H178V232H177ZM184 234H185V232H184ZM184 234H183V236H184ZM193 234V233H192ZM206 234H209V233H207L206 232ZM205 234V236H207ZM252 234V233H251ZM254 234V233H253ZM252 234V235H253ZM257 234V233H256ZM69 235H70V231H69ZM115 235V234H114ZM120 235V234H119ZM163 235V233L162 234H160V236H162ZM165 235V234H164ZM186 235V234H185ZM188 235H189V232H188ZM188 235H186V236H188ZM194 236L196 235L195 233L193 234ZM193 235H192V238H193ZM197 235H199V237L202 235L203 236V234H197ZM244 235V234H243ZM58 236V235H57ZM92 236V235H91ZM94 236V235H93ZM102 237L103 236H105L104 235V233H103V235H101ZM126 236V235H125ZM137 236V235H136ZM167 236V235H166ZM165 236V237H166ZM168 236H171V235H168ZM168 236H167V238H168ZM177 236V235H176ZM182 236V237H183ZM186 236H184V238L186 237ZM201 236V237H202ZM236 236V235H235ZM239 236V235H238ZM50 237V236H49ZM49 237H48V239H49ZM54 237H56V236H54ZM67 237H69V236H67ZM96 237H98V235L96 236ZM106 237V238H107ZM114 237H116V240H117V235H115ZM120 237V236H119ZM123 237H124V235H123ZM130 237H131V239H133V237L130 235ZM130 237H126L127 238V241L130 239ZM143 237V236H142ZM148 237H149V235H148ZM156 237V236H155ZM157 237H158V235H157ZM178 237H179V235H178ZM181 237V238H182ZM188 237H190V236H188ZM198 237V236H197ZM197 237H194V238H197ZM209 237V236H208ZM248 237V236H247ZM99 238V237H98ZM122 238V237H121ZM125 238V237H124ZM129 238V239H128ZM144 238H146L145 236H144ZM152 238V237H151ZM160 239H157V238H155V240H158L157 242V244H161L163 241H161L162 239H161V237H159ZM174 238H176V237H174ZM191 238V237H190ZM207 238V237H206ZM233 238V237H232ZM244 238H245V235H244ZM248 238H250V235H249V237ZM47 239V240H48ZM56 239V238H55ZM54 239V240H55ZM108 239H106L107 240V242H110ZM114 238H112V240H113ZM130 239V241H131V244H130V241H128L127 243H129V245H132L133 243V241ZM170 239V238H169ZM177 239V238H176ZM178 239H180V237L178 238ZM177 239V241H179ZM187 239V238H186ZM189 239V238H188ZM187 239V240H188ZM198 239V238H197ZM203 239H205V238H203ZM44 240V239H43ZM46 240V241H47ZM99 240H102V239H100L99 238ZM98 240V241H99ZM125 240V239H124ZM150 240H152V239H150ZM165 240V239H164ZM180 240H182V239H180ZM192 240H194V239H192ZM199 240V239H198ZM198 240H197V242H196V240H194L195 242H196V244H198L199 242H198ZM201 240V239H200ZM258 240V239H257ZM146 241H147V239H146ZM165 241H167V240H165ZM163 242V244L165 243V244H167V248H169V246H168V241L167 242ZM170 242H173V241H176V240H169ZM183 241V240H182ZM181 241V243L182 244H180L181 246L183 245V242L185 241H183L182 242ZM51 242H53L52 241V239H51ZM58 242V241H57ZM95 242H97V241H95ZM101 242V241H100ZM106 242V243H107ZM115 242V241H114ZM118 242V241H117ZM117 242H115V243H117ZM121 242H122V240H121ZM148 242L149 241H147V244H148ZM151 242V241H150ZM153 243V245H154V247H155V245L157 246V244H154V242L155 241H152ZM160 242V243H159ZM180 242V241H179ZM194 242V243H195ZM49 243V242H48ZM114 243V244H115ZM126 243V242H125ZM124 243V244H125ZM135 243L136 242H134V244H133V247H134V245H135ZM175 242H173V243H169V244H174ZM178 243V242H177ZM185 243V242H184ZM187 243H188V241H187ZM53 245L51 246V244H49L50 245V247H52V249H53V247L55 246V242H53L52 243ZM57 244V243H56ZM100 244V243H99ZM99 244H98V246H99ZM102 244V245H101ZM100 245L103 247L102 249H101V247L99 248L98 246V248L100 249V253H102V251L104 250L105 251V246H103V245H105V243L103 244V242L101 243ZM114 244H111V246L112 245H114ZM122 244V243H121ZM140 244H142V242L140 243ZM163 244L161 245L162 247H163ZM164 244V245H165ZM200 244V243H199ZM250 244V243H249ZM264 244V243H263ZM48 245V246H49ZM58 245H59V242H58ZM117 245H119V243L117 244ZM123 245V244H122ZM175 245H176V243H175ZM179 245V244H178ZM185 245V244H184ZM184 245L182 246V247H184ZM106 246H108V245H106ZM115 246V247H114ZM112 248H116V245H114ZM123 246H125V245H123ZM123 246H121V247H123ZM150 246H151V244H150ZM159 246V245H158ZM157 246V248H159ZM172 246V245H171ZM170 246V247H171ZM177 246V245H176ZM180 246V247H181ZM197 246V245H196ZM204 246V245H203ZM221 246V245H220ZM228 247V245H225V246H222V247ZM249 246V245H248ZM263 246V245H262ZM39 247V246H38ZM43 247V246H42ZM47 247V246H46ZM50 247H49V249H50ZM55 247H57V246H55ZM131 247V246H130ZM154 247H153V249H154ZM162 247H161V249H162ZM179 247V248H180ZM188 246H187V244H186V246L184 247L185 248V250H186V248H187ZM201 247V246H200ZM200 247H197L198 249L200 248ZM204 247H206V249H207V247H208V249H209V246H204ZM222 247H221V249L220 250H222ZM258 247V246H257ZM59 248V247H58ZM107 248V247H106ZM110 248V247H109ZM119 248V250H120V246L118 247ZM127 246H125V248L123 247V249L124 250H126V251H128L127 250ZM140 248V247H139ZM144 248H145V246H144ZM151 248H152V246H151ZM166 248V249H167ZM174 248V251H175V249H178V247L177 248H175V246L173 247ZM184 248H183V251H184ZM260 248V247H259ZM30 249V248H29ZM32 249V248H31ZM47 249H48V247H47ZM117 249V248H116ZM116 249H113L114 251L116 250ZM122 249V248H121ZM132 249H134V248H132ZM135 249H136V247H135ZM160 249V248H159ZM158 249V250H159ZM163 249H164V247H163ZM162 249V250H163ZM171 249V248H170ZM203 249H205V248H203ZM215 249H218L219 250V248H215ZM226 249H229V248H226ZM247 249H249V248H247ZM257 250H258V248H256ZM34 250V249H33ZM60 250V249H59ZM58 250V251H59ZM110 250V249H109ZM112 250V251H113ZM118 250V249H117ZM130 251H131V248L129 249ZM143 250V249H142ZM141 249H140V252L139 253H141V251H142ZM146 250V249H145ZM149 250H150V247H149ZM157 250V251H158ZM49 252H52L53 253V251L50 249V250H48ZM114 251L113 252H111V253H114ZM122 251V250H121ZM144 251V250H143ZM143 251H142V253H143ZM157 251H156V256L157 257H159V259H161L162 258V256H163V258H164V256H166V252H165V255L163 254V255H159L160 254V252H159V254H157ZM170 250H168V252H169ZM173 251V250H172ZM204 250H202V252H203ZM209 251V250H208ZM207 251V252H208ZM217 251V250H216ZM223 251H225V249L223 250ZM49 252H48V257H49ZM55 252V251H54ZM106 252H108V248H107V250H106ZM118 252V251H117ZM163 252V251H162ZM177 252V251H176ZM218 252V251H217ZM216 252V253H217ZM51 253V254H52ZM58 253V254H57ZM56 254H55V257L56 256H58L59 255V252H57ZM109 253H110V251H109ZM122 253V252H121ZM123 253H124V251H123ZM129 253V252H128ZM128 253H126L127 254V259H125V260H127L128 261V264H129V258H128ZM132 253V252H131ZM133 253H135V252H133ZM139 253H138V255H139ZM140 254L141 255V262H143L142 261V255L143 254ZM147 253L148 252H146V255H147ZM153 254H154V252H152ZM173 253V252H172ZM185 253V252H184ZM204 253H206V252H204ZM209 253H211V251L209 252ZM208 253V254H209ZM219 253L220 252H218L217 254L219 255ZM221 253H223V252H221ZM261 253H262V251H261ZM50 254V255H51ZM120 254V253H119ZM118 253H116V255H119ZM176 254V253H175ZM175 254H172V256L173 257H175ZM215 254V253H214ZM213 254V255H214ZM257 254H259V251H258V253ZM113 255L115 256V253L114 254H112L111 256V259L112 260H115L116 261V259H114L113 258ZM123 255V254H122ZM137 255V254H136ZM140 255L138 256V258L140 257ZM150 255V254H149ZM159 255V256H158ZM167 255H168V253H167ZM221 255V254H220ZM262 255H264V254H262ZM103 256H105L104 254H103ZM110 256V255H109ZM120 256V255H119ZM119 256H117L116 258H118V259H120L121 257H124V256H121L120 258H119ZM132 256V255H131ZM131 256H129V257H131ZM144 256V255H143ZM148 256V255H147ZM156 256L154 257V258H156ZM211 256H212V253H211ZM224 256V255H223ZM257 256V255H256ZM54 257V255H53V257H52V259L53 258H55ZM126 257V256H125ZM133 257H134V254H133ZM135 257H137V256H135ZM134 257V258H135ZM171 257V256H170ZM216 257H217V255H216ZM220 257H222V256H220ZM258 257V256H257ZM260 257H261V255H260ZM264 257V256H263ZM107 258V259H106ZM106 260H108L109 262H108V264L110 263V260L111 259H109L108 258V256L106 255ZM133 258V259H134ZM147 258V260H149V258H151V257H146ZM162 258V259H163ZM165 258H167V256L165 257ZM164 258V259H165ZM176 258V257H175ZM224 258V257H223ZM122 259H124V258H122ZM122 259H120V260H122ZM132 259V258H131ZM136 259V260H135ZM134 259V261H137L138 259L137 258H135ZM152 259H153V257H152ZM157 259V258H156ZM171 259V258H170ZM170 259H169V262H171L170 264H172V261H170ZM174 259V258H173ZM212 259H214L213 257H212ZM220 259V258H219ZM218 259V260H219ZM261 259H262V257H261ZM147 260H145L146 262H147ZM172 260V259H171ZM175 260H177V258L175 259ZM224 260H227L226 258L224 259ZM119 261V260H118ZM133 261V263L135 264V262ZM150 261H151V259H150ZM153 261V260H152ZM155 261V260H154ZM160 262H159V264L161 263V261L162 260H159ZM174 261V260H173ZM178 261V260H177ZM260 261V260H259ZM103 262H104V260H103ZM107 262V261H106ZM120 262H122V261H120ZM120 262H118L119 264H120ZM123 262H125L124 260H123ZM138 262V261H137ZM139 263V264H142V263ZM149 262V261H148ZM148 262L146 263V264H148ZM222 262V261H221ZM105 263V262H104ZM114 263H116V264H118L117 263V261L116 262H114ZM176 264H177V262H175ZM214 263H217V260H216V262H214ZM262 263H264V262H261V264ZM106 264V263H105ZM112 264V263H111ZM153 264V263H152ZM260 264V263H259Z\"/></svg>","mask_w":264,"mask_h":264},{"label":"crops","instance_id":"crops-1","mask_svg":"<svg viewBox=\"0 0 264 264\" xmlns=\"http://www.w3.org/2000/svg\"><path fill=\"white\" fill-rule=\"evenodd\" d=\"M122 1L128 28H146L147 20L156 17L153 14L159 9L152 0ZM173 2L182 7L214 9L216 14L166 26L149 45L145 60L147 40L142 39L138 47L133 48L125 36L126 42L121 48L127 47L128 51L124 55L84 66L70 85L68 108L74 124L85 136L106 143L129 138L146 122L154 90L179 105L190 106L212 99L227 83L232 54L221 28L242 18L252 19L258 12L256 4L250 0ZM142 62L147 63L146 68L142 67ZM184 118L189 121L176 126V132L182 134H177L174 142L185 145L182 147L185 154L190 152L194 156L200 151L202 155L215 147L235 152L241 141L238 136L203 141L191 131L198 118L204 119L203 115ZM193 118H197L196 121H192ZM261 127H264V115ZM246 138L243 141H252Z\"/></svg>","mask_w":264,"mask_h":264},{"label":"built area","instance_id":"built-area-1","mask_svg":"<svg viewBox=\"0 0 264 264\" xmlns=\"http://www.w3.org/2000/svg\"><path fill=\"white\" fill-rule=\"evenodd\" d=\"M158 4L159 11L156 14L155 24L156 28L159 31H162L166 26L181 22L194 21L203 17H212L210 14H196V15H187L180 10L179 5H175L173 0H152ZM129 45L133 48L138 47L139 45V31L133 30L128 38ZM202 159L211 164L214 168L213 179L215 181H226L227 173H225V166L217 162V159L210 153H203ZM230 162V161H229Z\"/></svg>","mask_w":264,"mask_h":264}]
</instances>
